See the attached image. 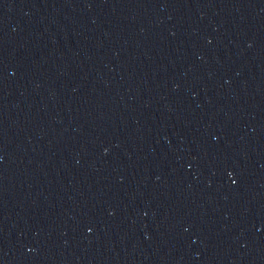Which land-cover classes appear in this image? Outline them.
<instances>
[{"label": "water", "instance_id": "water-1", "mask_svg": "<svg viewBox=\"0 0 264 264\" xmlns=\"http://www.w3.org/2000/svg\"><path fill=\"white\" fill-rule=\"evenodd\" d=\"M0 264H264V0H0Z\"/></svg>", "mask_w": 264, "mask_h": 264}]
</instances>
